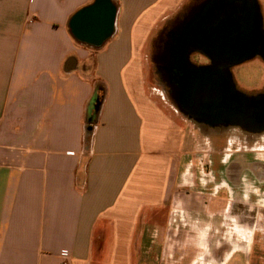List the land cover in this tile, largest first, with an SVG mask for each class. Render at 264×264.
I'll use <instances>...</instances> for the list:
<instances>
[{
	"label": "crops",
	"instance_id": "1",
	"mask_svg": "<svg viewBox=\"0 0 264 264\" xmlns=\"http://www.w3.org/2000/svg\"><path fill=\"white\" fill-rule=\"evenodd\" d=\"M93 1L0 0V264H140L146 228L174 210L181 163L180 187L191 181L186 121L152 50L166 22L202 0H110L114 33L100 48L69 28ZM241 229L236 243L250 242L255 230ZM208 235L195 234L203 245Z\"/></svg>",
	"mask_w": 264,
	"mask_h": 264
},
{
	"label": "rangeland",
	"instance_id": "2",
	"mask_svg": "<svg viewBox=\"0 0 264 264\" xmlns=\"http://www.w3.org/2000/svg\"><path fill=\"white\" fill-rule=\"evenodd\" d=\"M258 2L264 18V0H258ZM185 11L187 10L182 12ZM171 20L166 22L153 41L152 59L156 58L159 51L160 55L163 53L164 47L161 44L163 41H167L165 33L176 23L177 19L172 22ZM190 59L199 63L202 61L196 55H192ZM231 69L235 88L243 95L242 100L246 105H251L255 101L257 105L262 106L258 105V111L264 110L262 96L257 100L252 99V96L257 98L258 94L264 91V58L254 56L234 65ZM154 73L156 75V70ZM160 86L164 90L161 84ZM166 97L168 98L167 94ZM168 101L172 104L169 98ZM172 106L174 105L172 104ZM182 118L186 121L184 153L185 161L190 166L189 178L191 181L186 187H180L181 174L185 166L181 163L180 176L177 179L178 185L169 200V207L175 211H160L157 216L158 220L156 219L159 222L158 227L146 228V238L140 249L142 256L140 264H217L221 255L232 252L235 246L238 249H243V253L237 254L238 256L234 260L236 263L264 264V203L260 201L264 195L262 192L258 196L252 193L253 185L264 187V132H254L249 129L246 124H243L248 121L242 122V124L236 122V125L231 123L223 127H208L188 121L185 117ZM230 155L236 157L243 155L242 158L234 160H238L239 163L240 161L255 162L256 175L262 179L261 184L253 183L242 164H235L233 167H231L232 163L225 165L226 169L232 171H226V175L224 173L221 175L222 168L217 159L219 160L223 156L225 160ZM234 161L233 163H235ZM235 167L237 170H234ZM229 175H234V178ZM241 175L246 177L242 188L238 185L228 187L223 182L225 189L232 188L229 195L223 192L218 195L217 199H214L213 194L218 188V181L226 180L229 177L237 181ZM246 191L249 192L247 201L244 199ZM209 205L211 213L207 212ZM223 205L229 206V208L224 214H221L218 208ZM179 207L183 209V217L178 212ZM215 209L218 214H216L217 211L213 212ZM166 222L169 225H166ZM239 225L241 230L244 228L255 230L254 237L250 242L246 238L245 241L236 243L238 239L232 229ZM206 227L209 229L208 243L203 245L195 234L198 230H203ZM211 230L214 233L210 235ZM217 231L218 234L215 235ZM231 232L234 234L233 237L229 234ZM148 240H153L154 243H147Z\"/></svg>",
	"mask_w": 264,
	"mask_h": 264
},
{
	"label": "flooded vegetation",
	"instance_id": "3",
	"mask_svg": "<svg viewBox=\"0 0 264 264\" xmlns=\"http://www.w3.org/2000/svg\"><path fill=\"white\" fill-rule=\"evenodd\" d=\"M210 1L212 0H202L197 4H193L186 9L187 11L177 14L171 20L172 22L177 19L176 23L165 33L167 41L161 44L164 47L163 53L160 55L161 58L159 57L155 62L158 82L164 87L165 93L179 115L185 117L188 121L208 127H223L231 123L234 125L236 122L242 124V122L248 121L243 124H246L249 129L254 132H264V110L258 111V107L262 106L260 104L258 106L255 101L251 105H246L242 100L243 95L235 88L231 68L237 64L212 62L207 56L194 50L189 51L186 61H179L178 57H175L176 53L172 55L170 53V47L177 49V46L180 45L177 43L180 32L198 21L200 15V18H202L201 10ZM216 1L218 5L212 8L205 18L203 17L200 21L198 33L206 37L214 29L227 26V29L233 34L231 47L234 49V54L239 51H248L254 54L253 57L262 56L264 58V18L258 0ZM197 26L195 25L192 30L195 31ZM184 36L187 43H192L188 31ZM192 55L200 57L202 59L201 63L191 60ZM200 73L204 74L200 75ZM206 85L215 91L198 93L196 89L204 88ZM196 95H199V102H191ZM261 96L264 98V91L258 94L257 98L252 96V99L257 100ZM242 157L243 155L237 157L230 155L225 160L223 156L219 160L217 159L219 166L222 168L221 175L223 173L226 175V171H232L226 169L225 165L232 163L231 167H233L235 164H242L243 168L248 171L253 183L257 182L260 185L262 179H259L256 175L255 162L240 161L239 163L238 160V162L234 161ZM258 164L263 165L261 162H258ZM234 170H237V168L235 167ZM229 176L234 178V175ZM230 177L218 181V195L223 192L229 195L232 189H225L223 182L228 187L238 185L241 188L246 182V177H243V175L238 177L237 181L230 179ZM252 187L253 195L258 196L261 194L260 192L264 195V187H261V185L259 187L253 185ZM246 192L244 194L246 198L244 199L247 201L249 192ZM260 201L264 203V197H261Z\"/></svg>",
	"mask_w": 264,
	"mask_h": 264
},
{
	"label": "water",
	"instance_id": "4",
	"mask_svg": "<svg viewBox=\"0 0 264 264\" xmlns=\"http://www.w3.org/2000/svg\"><path fill=\"white\" fill-rule=\"evenodd\" d=\"M218 5L216 0L208 2L203 6L201 13L202 18L210 12V10ZM116 11L110 0H94L93 3L80 11H78L70 20L69 28L73 37L80 43L91 46L93 48H100L114 33ZM201 15L198 21L189 25L188 28L183 29L179 34L177 41V49L170 47L171 55L176 53L179 61H186L190 50L200 52L207 56L212 62L238 64L246 59L253 57L254 54L246 51H239L234 54V49L231 47L232 32L227 29V26H221L214 29L207 35L203 36L198 33ZM196 27V30L192 29ZM191 35L192 43H187L185 33ZM246 40V38H244ZM185 42V43H184ZM204 73H200L202 75ZM199 92H210L207 85L204 88L196 89ZM212 98V97H211ZM199 95H196L191 102L198 103ZM196 105V104H195Z\"/></svg>",
	"mask_w": 264,
	"mask_h": 264
},
{
	"label": "trees",
	"instance_id": "5",
	"mask_svg": "<svg viewBox=\"0 0 264 264\" xmlns=\"http://www.w3.org/2000/svg\"><path fill=\"white\" fill-rule=\"evenodd\" d=\"M193 5V4H192ZM191 7V6H190ZM164 42V41H163ZM162 46V45H161ZM95 102H96V105H94L96 108L99 106V103H100V97L96 95L95 97Z\"/></svg>",
	"mask_w": 264,
	"mask_h": 264
}]
</instances>
